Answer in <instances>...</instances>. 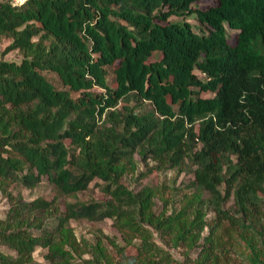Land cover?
Here are the masks:
<instances>
[{
	"label": "trees",
	"instance_id": "1",
	"mask_svg": "<svg viewBox=\"0 0 264 264\" xmlns=\"http://www.w3.org/2000/svg\"><path fill=\"white\" fill-rule=\"evenodd\" d=\"M200 1L0 4V38L12 39L7 51L23 56L20 64L0 61V189H31L46 178L57 197L77 198L102 182L107 199L67 203L59 226L113 220L129 243L140 240L136 256L118 248L119 264H175L154 232L193 248L207 226L205 206L218 227L227 223V236L244 244L250 264H264V0L195 8ZM193 15L201 32L187 21L170 22ZM136 154L192 168L200 207L193 220L187 210L157 215L152 192L130 191L122 178ZM55 203L15 206L9 219L17 223ZM216 231L206 238L205 260L222 245ZM40 244L67 255L47 236L0 229V247L16 253L0 250V264H31Z\"/></svg>",
	"mask_w": 264,
	"mask_h": 264
},
{
	"label": "rangeland",
	"instance_id": "2",
	"mask_svg": "<svg viewBox=\"0 0 264 264\" xmlns=\"http://www.w3.org/2000/svg\"><path fill=\"white\" fill-rule=\"evenodd\" d=\"M218 0H201L194 4L195 8L207 9L217 3ZM187 21L192 24L197 32H201L202 26L196 21L195 15L178 18L171 17L170 22ZM13 40L7 37L0 38V61H10L20 64L23 56L18 50L7 51ZM196 73L203 79L205 77L199 72ZM56 85L57 88L63 89L64 86L59 82L57 76L51 73H44ZM112 78V76H111ZM96 91H101L96 89ZM75 97L79 93L73 94ZM213 93H203L204 98H213ZM121 107V106H120ZM132 108H139L137 102L130 104ZM139 110V109H137ZM133 165L128 169L122 178L125 185L135 193H139L146 188L153 194V212L157 215H179L187 210L188 217L193 220L199 211V204L196 199V190L193 188L194 175L192 168L185 165L180 168H171L168 165H161L159 162L148 159L145 160L141 155L136 154L133 158ZM102 182L94 181L89 189L80 192L77 198L57 197L56 192L46 178L36 187L27 189L19 184L9 185L5 190L0 189V229L12 231L13 229H25L34 237H49L52 245L66 251V257L61 255L54 256L51 247L38 245L32 254L31 264H85L90 261L93 264H119L122 261V255L118 253V248L124 250L127 256H136L137 245L140 240L135 238L129 243L126 236L115 225L114 221L107 219L101 222H91L88 220H70L64 227L59 226V218L63 216L67 203L104 201L107 197L101 192ZM207 198V195H203ZM55 200V204L50 211L35 210L32 213L24 214L22 218L15 223L9 217L15 206H23L38 200ZM234 205L231 200L226 208L230 210ZM207 226L205 227L199 243L193 248L184 245H177L174 240L165 239L158 233L154 232L156 242L173 258L177 260L175 264H250L248 252L244 244L229 237L226 234L227 223L218 227L216 215L206 206L201 210ZM216 226L217 231L215 238L222 240V245L217 251L218 261H213L216 255L211 259L205 260L206 252L204 246L206 238L210 235L212 228ZM114 243L116 247H114ZM52 246V247H53ZM103 250L104 255H100L99 250ZM0 250L7 254L15 255L16 253L10 248L1 245ZM110 258V259H109Z\"/></svg>",
	"mask_w": 264,
	"mask_h": 264
},
{
	"label": "built area",
	"instance_id": "3",
	"mask_svg": "<svg viewBox=\"0 0 264 264\" xmlns=\"http://www.w3.org/2000/svg\"><path fill=\"white\" fill-rule=\"evenodd\" d=\"M28 0H24L23 3L20 0H0V4L2 3H10L13 7H21L23 6Z\"/></svg>",
	"mask_w": 264,
	"mask_h": 264
},
{
	"label": "clouds",
	"instance_id": "4",
	"mask_svg": "<svg viewBox=\"0 0 264 264\" xmlns=\"http://www.w3.org/2000/svg\"><path fill=\"white\" fill-rule=\"evenodd\" d=\"M20 2H21V3H23V2H24V0H20Z\"/></svg>",
	"mask_w": 264,
	"mask_h": 264
}]
</instances>
